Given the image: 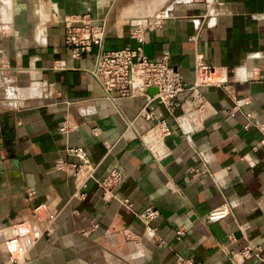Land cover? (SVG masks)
I'll return each instance as SVG.
<instances>
[{"label":"crops","instance_id":"crops-1","mask_svg":"<svg viewBox=\"0 0 264 264\" xmlns=\"http://www.w3.org/2000/svg\"><path fill=\"white\" fill-rule=\"evenodd\" d=\"M125 3L0 0V264H10L6 238L22 224L19 264H176L181 256L264 264L233 257L247 245L264 257V0H159L155 17H126ZM88 13L106 25L107 49L142 46L153 60L168 54L188 85L198 57L212 66L213 84L201 88L203 129L188 134L178 124L190 90L174 110L155 99L152 118L141 111L155 87L147 96H106L92 74L97 49L77 58L65 44V19ZM141 24L150 25L131 36ZM162 119L171 134L157 154L145 139ZM70 146L97 166L84 199L56 167L76 161ZM114 168L124 180L110 196L98 182ZM225 203V218H207ZM147 207L161 212L156 237L139 217Z\"/></svg>","mask_w":264,"mask_h":264},{"label":"built area","instance_id":"built-area-1","mask_svg":"<svg viewBox=\"0 0 264 264\" xmlns=\"http://www.w3.org/2000/svg\"><path fill=\"white\" fill-rule=\"evenodd\" d=\"M65 44L75 57L89 55L97 49L96 65L92 74L102 85L109 99L133 98L147 96L150 88L155 87L158 93L155 97H147L141 114L147 118H152L149 110L150 105L155 99H159L170 110H174L178 105L177 96L186 90L191 91L192 104L187 108L183 115L177 117L181 129L188 134L203 129L202 114L206 111L201 88L213 84L211 80L212 66L198 57L195 64L196 81L192 85L184 82L181 72L171 66L168 62V54L161 60L150 59L143 50L142 46H126L117 49H107L105 42L107 27L105 24L96 22L91 14H82L65 19ZM150 24H141L131 32V36L141 38L142 33ZM114 93L116 96H114ZM239 108V105L235 108ZM249 126V124L247 125ZM67 124H63L61 130L66 132ZM97 134V129H95ZM171 134V129L167 120H159L154 126L151 135L145 139V144L157 154H163L166 150L164 137ZM69 154L76 157V161H61L57 164V169L71 174L78 182L76 195L84 199L87 193L84 191L89 181L95 177L97 166L93 165L88 157L86 150L81 146L68 147ZM198 170H195L197 175ZM124 180V174L120 169L114 168L107 176L99 181L102 191L111 196L113 189ZM39 205L37 210L42 208ZM230 212L229 204L215 208L207 215L209 220L225 218ZM159 209L147 207L139 213V217L145 224L146 232L156 237L157 228L154 221L160 216ZM54 214L49 216V220L54 219ZM94 226H97L96 224ZM27 226H14L12 234L6 239L5 245L9 252L10 264H19L26 254V246L23 236L27 233ZM185 234L183 229L178 231V236ZM234 258L240 261L259 258L264 263L262 248L259 246L247 245L242 250L233 253ZM191 257H179L176 264H194Z\"/></svg>","mask_w":264,"mask_h":264},{"label":"rangeland","instance_id":"rangeland-1","mask_svg":"<svg viewBox=\"0 0 264 264\" xmlns=\"http://www.w3.org/2000/svg\"><path fill=\"white\" fill-rule=\"evenodd\" d=\"M126 3L123 4L122 10L123 14L128 17L130 16H161V12L156 10L159 0H125ZM157 18V17H156ZM154 18V19H156ZM9 234L7 237H9ZM7 239V238H6Z\"/></svg>","mask_w":264,"mask_h":264},{"label":"water","instance_id":"water-1","mask_svg":"<svg viewBox=\"0 0 264 264\" xmlns=\"http://www.w3.org/2000/svg\"><path fill=\"white\" fill-rule=\"evenodd\" d=\"M156 101L159 102L160 100L157 99ZM4 128L7 129V131H8V125L5 124V125H4ZM8 134H9V136H8L9 138H10V136H13V132H11V131H8ZM9 138H8V139H9ZM11 216L13 217L14 214H12Z\"/></svg>","mask_w":264,"mask_h":264},{"label":"bare ground","instance_id":"bare-ground-1","mask_svg":"<svg viewBox=\"0 0 264 264\" xmlns=\"http://www.w3.org/2000/svg\"><path fill=\"white\" fill-rule=\"evenodd\" d=\"M130 16V15H129Z\"/></svg>","mask_w":264,"mask_h":264}]
</instances>
